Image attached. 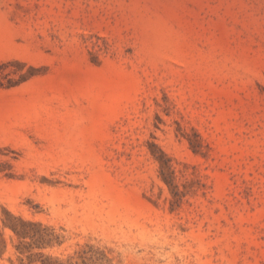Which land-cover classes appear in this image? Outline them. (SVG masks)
Listing matches in <instances>:
<instances>
[{"label": "rangeland", "instance_id": "1", "mask_svg": "<svg viewBox=\"0 0 264 264\" xmlns=\"http://www.w3.org/2000/svg\"><path fill=\"white\" fill-rule=\"evenodd\" d=\"M0 264H264V0H0Z\"/></svg>", "mask_w": 264, "mask_h": 264}]
</instances>
